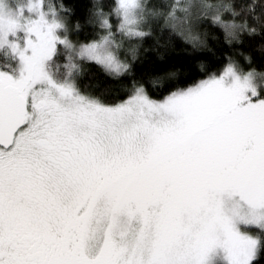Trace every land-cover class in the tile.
Segmentation results:
<instances>
[{"label": "snow or ice", "instance_id": "snow-or-ice-1", "mask_svg": "<svg viewBox=\"0 0 264 264\" xmlns=\"http://www.w3.org/2000/svg\"><path fill=\"white\" fill-rule=\"evenodd\" d=\"M45 5L13 18L0 2V47L20 61L0 70V264H209L217 248L259 264L264 238L240 226L264 232V43L239 46L264 37V0H94L103 34L76 42ZM156 27L232 52L154 97L135 65ZM84 65L127 81L115 100L80 89ZM160 70L152 88L176 80Z\"/></svg>", "mask_w": 264, "mask_h": 264}, {"label": "trees", "instance_id": "trees-1", "mask_svg": "<svg viewBox=\"0 0 264 264\" xmlns=\"http://www.w3.org/2000/svg\"><path fill=\"white\" fill-rule=\"evenodd\" d=\"M93 2L94 0H46L45 7L51 5L53 10L58 11L61 8L65 9L66 11L60 14L66 15L70 20L71 39L74 42L86 41L98 32L103 34L98 27L86 23ZM77 23L81 25L79 31L75 29ZM157 41H159V47H156ZM262 43H264V37L257 36L251 39L246 37L245 43L239 47L241 50L248 52ZM208 45L209 50H194L184 37L168 31L161 33L156 27L153 37L143 45L148 50L140 55L135 65L136 78L145 82L146 87H149L154 97L166 95L167 90L172 88L173 84H178L181 87L191 85L194 81L205 78L209 72L221 71L226 64L227 55L232 52L223 44L222 39L220 41L213 40L211 33L208 38ZM253 55L259 66L264 58H261L260 53L257 51H253ZM60 60H63L62 55H60ZM16 61L13 54L5 49L0 50V70L16 74L13 72V67L17 64ZM161 64L167 71L177 73L176 80L171 84L165 82L163 88L159 86L152 88L150 81L157 76L164 75V72L160 70ZM201 64L204 65L206 71L202 72L200 70ZM54 78H56L55 72ZM77 82L84 93L103 96L109 101L115 100L117 98L115 90L121 84L127 83L126 80H113L107 77L98 67L89 65H84L83 73L77 78ZM259 235L264 238V232ZM259 264H264V258L261 259Z\"/></svg>", "mask_w": 264, "mask_h": 264}, {"label": "rangeland", "instance_id": "rangeland-1", "mask_svg": "<svg viewBox=\"0 0 264 264\" xmlns=\"http://www.w3.org/2000/svg\"><path fill=\"white\" fill-rule=\"evenodd\" d=\"M0 2H2L5 5L4 11L6 13H10L13 18H16V16L18 15L19 11L21 8H26V5L28 3V0H0ZM24 16H28L27 11L24 12ZM23 36L24 33L18 31L16 36H13L11 34H9L8 36V41L12 42V41H18L19 43H21V45L23 44ZM7 50L8 52H11L10 47L6 44L2 47H0V50ZM16 61V65L15 67H13V72H15L16 74H12L14 77H18L19 75V68H20V61L18 58L15 57ZM242 231H248L251 232L253 234L256 233H261L259 232V230L257 228L254 227H250V228H244V226H240ZM226 253L224 252L223 249L221 248H217L214 250L213 253H211V259L209 261V264H227V259H225Z\"/></svg>", "mask_w": 264, "mask_h": 264}]
</instances>
